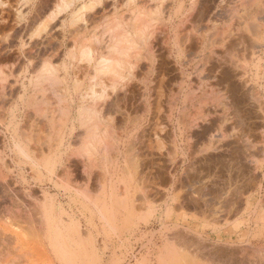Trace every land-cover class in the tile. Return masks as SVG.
I'll use <instances>...</instances> for the list:
<instances>
[{
	"label": "rangeland",
	"instance_id": "374dc122",
	"mask_svg": "<svg viewBox=\"0 0 264 264\" xmlns=\"http://www.w3.org/2000/svg\"><path fill=\"white\" fill-rule=\"evenodd\" d=\"M63 1L68 0H0V63L3 61L2 59L11 62L8 72H3L0 69V95H4L5 84L9 85V90L13 95V110L9 112L10 119L7 120L4 133L0 132V256L2 254L10 259L14 258V254L11 253L15 250L16 245V250H19V253L21 249H25L22 258L31 260V264H85L83 262L85 258H82L78 253L76 233L72 232V234L66 228L67 223L72 221L79 227L81 235L85 239L86 244L81 246L82 249L86 252H95L98 256V260L94 257L90 258L95 261L91 264H231L230 262L233 264L234 260L231 259L244 260L245 262L248 260L247 262L254 263L256 261L258 264L260 260V263L263 264L264 0H224V5L220 0H100L93 9L81 10V17L75 20L71 16L72 13L89 0H72L68 9H61L59 6ZM178 8L180 12L174 16L173 12ZM198 9L201 12L206 9L203 14L206 18L202 15L204 18L202 23H200L201 21L197 22L201 13ZM138 13L142 14V17L144 16L141 17V20L145 18L143 22L149 24L147 32L155 31L159 40L162 35L160 31L164 29L169 32L172 40L174 28L180 24V20L186 22V18L190 17L187 19L189 21L194 13L195 18L192 20L196 19L195 25L191 24L192 21L182 22L180 36L192 33V30L193 33L210 35L213 30L204 29L205 26H209V29L213 26L220 27L224 21L232 19V16H234L233 22H229L231 19L228 21L231 26L233 25L231 29L235 26H239L242 31L245 29L248 48L243 52L232 51V55L222 52L223 59H230L228 55L232 58L230 60L234 63V69L232 70V67L227 65L223 68H227V70L231 68L230 71L233 73V75L230 73L231 80L236 85H234L235 88L238 87V94L235 90L234 95L227 94L224 98L222 97L223 99L219 97V101H226L224 104L226 107L222 105L223 102L220 105L225 109L227 106L230 107V109H226V112L231 111L233 116L235 115L233 118V116L231 117L232 113L229 112L230 119L226 115L230 120V122L228 121L231 123L230 127H233L232 129L229 127L226 133L228 131L231 133L228 132L230 134L226 136L225 140L216 136L212 146L209 143L205 144L206 139H200L202 143L204 140L206 141L202 145L199 143L200 140L198 141L194 136L192 137L197 142H193L194 139L191 136H189L190 139L186 137L187 127L189 135L193 133V131L191 132L193 129L189 127L191 122H188L190 118L188 116H191L192 112L195 113V109L200 108V105L201 107L204 105L202 104L204 102L201 103L202 99H206V103H208V99L210 102L213 100L210 99L213 98L212 96L201 95V93H205L203 91L206 89L205 81L202 86L199 85L201 86L200 90L196 89L198 80L194 69L198 67L196 62L200 65L204 60L195 49L192 50L195 57H191L192 51L190 52V50L179 56V51L176 48H172V54L167 57L165 49L160 48L158 42L152 38L153 66L150 65L151 54H148L147 58L142 54L141 57L144 58H140L142 60L137 61L139 64H135L133 81L130 80V82L126 78L121 79L120 85L126 80V84L119 85V89L123 88L111 91V95H109L110 91L108 92L110 96L108 101L113 102L114 106H110L111 102L110 107L107 106V100L96 104L102 117L104 109L111 108L106 111L108 113L104 112V116L111 119L110 115L112 114L113 121L116 122L111 119L112 124H109V127L111 126L109 132L112 130V134L109 133L111 136L108 135L107 138L112 139L111 144L113 146L116 144L117 147L107 145L105 150L100 147L96 159L99 163H94V160L95 165H89L87 162L81 164V161L76 164V159L73 156L67 160V155H69L67 153H71L70 150H78L82 140L81 135H83L82 132L84 133V128L77 121V109L81 101L79 97L87 91L94 75V61L88 63V60L81 59L79 49L82 46L89 47L95 51L97 57L104 55L108 51L106 47L109 35L107 28L109 29L113 24L126 27L127 22L132 29V21ZM186 14L187 16H185ZM199 23L205 25L201 26ZM146 35L150 34L146 33ZM214 48L217 53H220L217 47ZM141 49L139 50L142 53L145 52L144 48ZM163 52L165 55L161 56L164 54ZM186 56L192 59L193 63L192 67L189 66L185 69ZM161 59L165 61L163 62ZM210 60V63H213L215 57ZM44 63H47L49 67L52 66L54 77L62 78L66 75V82L50 85L48 81L47 83L46 80L38 78L37 75H42V72L39 73V71L43 70L41 68ZM210 63L205 64V67H208ZM53 67L57 69V75H55ZM180 69L184 70L191 80L184 82L183 85L185 89L187 88L185 86L191 83L188 97L192 98L184 110V128L179 132L175 126V119L181 117L178 116L181 110L177 108V112L174 111L172 120L168 116L175 100L179 102L178 107H183L185 91L178 92L182 76ZM206 73L207 71L202 72V74ZM139 77L143 78L140 80ZM160 77L164 78V82L159 81ZM109 83L107 82V84ZM222 86L224 85L221 84L219 88ZM96 87L98 90L99 87ZM144 87L147 91L145 96H149V100L152 101L151 115L150 112L145 113L142 106L139 110L140 106L138 105H141V94L144 93ZM223 88H221L222 91H224ZM252 89L256 91L254 92ZM116 90H118V95ZM124 91L126 93L132 91V94L129 92L131 97L128 93L127 101L130 102L135 98L138 103L132 101V105L129 106L130 103L125 100L118 102L119 98L125 99ZM235 94L237 98L240 96L238 100H242V96L246 97L243 98L244 102H240V104L233 102L235 99L232 96L236 97ZM58 96L63 97V100L61 98L59 100ZM253 96L256 99H253ZM200 98L202 99L199 100ZM257 98L260 99L257 100ZM105 101L107 102L105 103ZM124 101L126 102L125 107ZM122 103L123 105H120ZM155 103H158V106ZM216 103L218 104V102ZM104 104H107L106 107ZM133 104L138 107L137 110L136 107L133 108ZM115 106L117 108L120 106L119 111ZM127 107L128 110H126ZM181 107L180 109H182ZM221 108L220 106L219 109H216L221 112ZM201 109H196L197 114ZM64 111L65 113H63ZM130 112L132 113L131 119L129 118ZM236 112L242 117L236 116ZM105 117L103 119L108 120ZM240 118L247 123L239 122ZM197 120H199L198 123H202L200 118ZM233 120L238 121L234 122ZM238 122L240 126L244 123L240 127ZM72 123H75L74 130H71ZM245 123L248 126H244ZM236 125L237 127H235ZM101 126L103 129L104 126ZM243 126L245 129L249 127V132ZM57 128L58 131H56ZM174 129L177 130L175 137ZM196 129L194 128V130ZM233 131L237 134H234ZM69 132H71L70 135ZM171 132H173V136H171L174 141H171ZM15 133L18 134L17 138L24 140L29 145L32 158L25 159L22 155V157L19 154L16 155L13 143ZM238 133V137L239 139L241 137L242 141L234 137ZM23 134L25 135L23 136ZM159 134H163V136H159ZM27 135H31L34 142L26 141L25 136ZM63 135L65 141L61 145L59 140ZM55 137L56 139H54ZM231 138L236 143L232 144ZM160 139L163 147L159 145L160 142L155 143L157 142L155 140ZM191 139H193L191 142L194 143L193 148L190 146L193 144L189 142ZM243 140L247 141L248 145L244 146L245 149L242 146V151H240V143L243 144ZM223 141L228 142L223 143ZM237 141L239 142L237 143ZM142 142L144 143L142 144ZM147 142L151 145L153 143V149L152 146L146 144ZM196 143L201 145L195 146ZM34 144L36 148L39 147L38 150L32 148ZM204 144L209 146L203 148ZM221 144L228 145H223V147L225 146L223 148ZM146 145L151 147L150 151ZM231 145V150H224L230 149ZM156 147L159 149H155ZM195 147L203 148L205 151L202 149L201 152H198ZM188 148L191 151L196 149L197 152L193 150L192 153ZM146 150L148 151L146 152ZM101 151L106 153L107 160L105 162L100 160ZM221 151L225 152L222 153V157L219 153ZM65 154L67 155L65 156ZM203 155L207 161L203 159ZM212 156L211 159L214 160L209 164L211 160L209 157ZM219 156L221 158H218ZM149 161L153 162L149 163ZM203 161L206 162L203 163ZM139 163L145 166H141ZM65 167L70 168L65 169ZM208 167H210L207 177L210 180L209 184L207 182L208 187L203 191H198L200 183L202 186V183L205 182L201 175L206 174ZM141 188L142 190H139ZM45 196L51 198L54 204V212L58 220L56 226L60 231L58 234H62V237L66 239V245L62 247L65 251L67 250L66 252L71 253L68 256L70 262H60L59 258L54 256L47 241L44 240L43 236L52 237L54 232L42 228L43 231L41 230L38 234V231L29 225V219L37 217L36 207L31 205L35 206L34 202L42 201ZM96 199L105 207L107 213L112 212L113 222L110 223V226L107 225V228L103 227L105 222L93 207L92 201ZM30 230L36 231L38 236H30L28 233ZM31 233L35 232L31 231ZM23 236L24 239H22ZM19 239L20 241H18ZM11 247L13 248L11 249ZM2 249L5 253L6 250L9 253L8 249L12 251L10 254L4 255Z\"/></svg>",
	"mask_w": 264,
	"mask_h": 264
},
{
	"label": "bare ground",
	"instance_id": "6f19581e",
	"mask_svg": "<svg viewBox=\"0 0 264 264\" xmlns=\"http://www.w3.org/2000/svg\"><path fill=\"white\" fill-rule=\"evenodd\" d=\"M100 0H89L86 4H83L80 8H78V9H76V11H74L73 13H72V17H73V19L75 20V19H77V18H80L81 17V10H87V9H93L94 8V6H95V4L96 3H98ZM168 1V0H167ZM220 1H222V3L224 2V0H220ZM72 4V0H68V1H63L62 2V4L59 6L61 9L63 8V9H68L69 8V6ZM190 4H192V2H190ZM222 5H224V3L222 4ZM226 5V4H225ZM206 6V5H205ZM218 6H219V4H218ZM217 6V7H218ZM58 7V8H59ZM226 7H227V5H226ZM226 7H225V11H226ZM59 8V9H60ZM224 8V7H223ZM222 8V9H223ZM207 9V8H206ZM206 9H205V11H206ZM202 10V9H201ZM204 10V9H203ZM203 10H202V12L198 9V11H200L199 13V15L200 16H198L199 18H197L198 20H197V22H199V21H201L200 23H202V20L204 21V18H203V14H204V12H203ZM228 10V9H227ZM194 11V10H193ZM197 11V12H198ZM209 11V10H208ZM138 12H140L139 10H138ZM179 12H180V9L178 8V9H176L174 12H173V14H174V16H177L178 14H179ZM141 13V12H140ZM192 13V12H191ZM190 13V16H192V14ZM195 13H196V11H195ZM194 13V14H195ZM232 13V12H231ZM183 14V13H182ZM194 14H193V17L192 18H195L194 17ZM203 15V16H202ZM230 15H233V14H230ZM185 16H187V14L185 15ZM196 16V15H195ZM207 16V15H206ZM142 14L140 15L139 13H138V15H136L135 16V18H134V20L132 21V26H133V28L131 29L130 28V24L129 23H127L126 22V24L125 25H127L126 27H127V29H126V27H122V26H120V25H115V24H113L112 26H110L109 27V29L107 28V32H108V42H107V45H106V47H107V50L108 51H106L105 52V54L104 55H101V56H99V57H97L96 56V53H95V51L92 49V48H89V47H80V49H79V53H80V56H81V59H85L88 63L89 62H93L94 61V75H93V77H92V83H91V85L89 86V88L87 89V91H85V92H83L82 94H81V96L79 97L80 98V103H79V106H78V109H77V121H78V123H79V125L80 126H82L83 128H84V133L82 132V134L83 135H81L82 136V140H81V142H80V145L78 146L79 148H78V150H76V151H71L70 150V152L71 153H69L67 150V154H69V155H67V154H65V156L67 155L68 156V158H67V160H69V158H70V156H73V157H75L74 159H76V164H77V162H80L81 164H85L86 162L89 164V165H91V164H93V165H95L94 163H99L98 161H96V159H97V153H98V151H99V148L100 147H102V149L104 148V150L107 148V145L108 146H112V147H117V145L116 144H114V146L111 144L112 142H111V140L112 139H110V138H107V136L108 135H110V134H112L111 133V131L112 130H110V132H109V129H111L110 127H109V124H112V122H111V119H112V121H113V118H112V114L110 115V117H111V119L108 117V118H106L104 115H105V113L104 112H106L107 110H111V108L109 109L108 107V109H104L103 107V109L105 110L104 112H103V117L100 115V111H99V109H98V104H99V102L101 103H103L104 102V100H107L108 101V99L110 100V96L109 95H111V91H114L115 89H119V87L121 86V85H123V84H126V80H124V83L123 82H121V85L119 84V82H120V80L121 79H124V78H126L127 80L129 79V81L130 80H132V79H134L135 78V73H134V68H136L135 67V64L136 63H138L137 61L140 59V58H142L143 56L144 57H149V56H147L148 54H151V59L150 58H148V59H150V65H151V67L153 66V45H152V38L154 39V41H157L158 42V44H159V46H160V48H164L165 49V51L167 52V57H169L170 56V54H172L171 53V51H172V48H176V50L177 51H179V56L182 54H184L185 52H187L188 50H190V52L193 50V49H195V50H197L200 54V56H202V58H203V62L201 61V60H199V61H201L202 63L200 64L201 66L202 65H204V66H202V68H201V66L200 65H198V63L196 62V64H197V68L196 69H194V71H195V75H196V77H197V87H196V89L198 88V90H200L199 88L204 84V81H205V86H206V89H207V91H205L206 89H203V91L205 92V93H201V95L203 94H206V96H212L213 98H210V99H213V100H211V102H210V100L208 99V103H206V99H202V98H200L199 100H201L202 99V101H201V103L202 102H204V103H202V104H204V105H202V107H201V105L199 106L200 108H196L197 110L199 109H201V111H199L198 112V114H197V110L195 109V113H193L192 112V114L191 113H188V114H191V116H188V117H190L189 119H188V117H187V119H188V122H191V124H189V127H190V129H193V130H191V132L193 131V133H190V135H189V132H187L189 129H187L186 128V132L185 133H187V135H186V137H189V136H194L198 141L200 140V139H206L207 140V142L205 143L204 141H203V143H205V144H211V146L214 144L213 143V141L215 142V139L214 138H216V136H220V139H222V140H225V138H226V136H228L231 132L230 131H228V132H230L229 134H228V132L226 133V131H227V129L231 126V123H229L230 122V118L233 116V113L231 112V111H229V112H231L232 114H231V117L229 118V116H230V114L228 115V113L226 112L227 110V108H228V106H227V108L225 109L224 107H226V105H224V104H226L225 102H223V100L221 101H219V97H225V95L227 96V94H230V96H231V94L232 95H234V92H235V90L237 91L238 90V87H237V89L235 88V84L233 83V81L231 80V74L230 73H232L230 70H231V68H230V70H227V68L226 69H224L223 67L224 66H229V67H232V70L234 69V67H233V61L231 62V60L230 59H232L231 58V56L230 55H232V51H238V52H243L244 50H246L247 48H248V46H247V34H246V32H245V29L242 31V30H240L239 28V26H235V27H233L232 29H231V27L233 26H231V23H228V21L231 19V18H229V20H226V21H224L223 22V24H222V26H220V27H217V26H213V27H211L210 29H209V26L207 27V26H205L206 28H204V29H208V30H213V32L210 34V35H204V34H199V33H197V32H195V33H193V30H192V33H189V34H187V35H182V36H184V38L183 39H181L182 38V36H180V34H179V32L181 31L180 30V28H181V26H183V23L182 22H185V21H182V19L180 20V24L179 25H177L175 28H174V31H173V39L171 40L170 38H171V35L169 34V32L166 30V29H164V30H162V31H160V33L162 34L161 35V38H160V40H159V37L157 36V35H155V31L153 32L154 33V35H152L153 33H152V31H150V32H147V28L149 27V24H148V22H143V21H145V18L143 19V20H141L142 18ZM205 17V16H204ZM228 17V16H227ZM230 17V16H229ZM233 17L234 16H232V19L229 21V22H231L232 20H234L233 19ZM178 18V17H177ZM188 18H190V17H188ZM188 18H186V22H193V23H191V24H194L195 25V22H196V19L195 20H192V18L189 20V21H187V19ZM206 18V17H205ZM179 19V18H178ZM222 19V18H221ZM228 19V18H227ZM236 19V18H235ZM236 20H238V19H236ZM140 21H142V23H140ZM185 22V23H186ZM233 22V21H232ZM138 23H139V25H138ZM199 23V24H200ZM137 24V25H136ZM207 24V23H206ZM236 24H238V23H236ZM201 25V24H200ZM203 26L205 25L204 23L202 24ZM201 25V26H202ZM239 25V24H238ZM197 26V25H196ZM196 26H194V27H196ZM131 29H129V28ZM123 28H125V29H123ZM228 29V30H227ZM197 30H199L198 28H197ZM196 30V31H197ZM228 31V32H227ZM146 33L147 34H150V35H146ZM201 33V32H200ZM248 33V32H247ZM183 34V33H182ZM185 34V33H184ZM105 36H107V35H105ZM106 38V37H105ZM181 39V40H180ZM95 40L97 41V38H95ZM159 40V41H158ZM182 41V42H181ZM106 43V42H105ZM214 47H217L218 48V50L220 51V53H217L216 52V50H215V48ZM141 48H144V50H145V52H141L139 49H141ZM142 50V49H141ZM143 50V51H144ZM141 52V53H140ZM189 52V53H190ZM222 52H224V54H230V55H228V57L230 58V59H226V58H224L223 59V53ZM162 53V52H161ZM164 53V52H163ZM188 53V54H189ZM192 53H194V51H192L191 52V54ZM143 54V56L141 57V55ZM190 54V55H191ZM235 54V53H234ZM72 55L73 56H75V54H73L72 53ZM155 55V54H154ZM165 55V53L164 54H161V56H164ZM186 55H187V53H186ZM198 55V56H199ZM188 57H189V55H187ZM187 56H186V61H185V59H184V64H185V69L187 68V67H189V66H191L192 65V63H193V60L192 59H189V58H187ZM195 57V54L193 55L192 54V56L191 57ZM226 57H227V55H225ZM143 57V58H144ZM156 57H157V55H156ZM190 57V58H191ZM215 57V61L213 62V63H210V59L211 58H214ZM227 57V58H228ZM142 58V59H143ZM142 59H140V61L142 60ZM162 60V59H161ZM178 60V59H177ZM183 60V59H182ZM195 60V59H194ZM210 60V61H209ZM163 62L165 61V60H162ZM161 61V62H162ZM172 61V60H171ZM176 63L178 62V61H175ZM260 62V61H259ZM167 63V62H166ZM200 63V62H199ZM207 63H210L209 64V66L206 68L205 67V64H207ZM45 64V65H44ZM43 64V68H41V69H43L42 71H39V73H41L42 72V75H37V77L38 78H41L42 80H46V82L48 83V84H55V83H65L66 82V79H67V76L66 75H64L62 78H57V77H54V75H53V71L51 70L52 68V66H50L49 67V65L47 66V63H44ZM139 64V63H138ZM161 64H163V63H161ZM195 64V65H196ZM137 65V64H136ZM164 65H165V63H164ZM149 66V65H148ZM162 66V65H161ZM147 67V66H146ZM192 67V66H191ZM54 69V72H56L57 71V69H55V67H53ZM154 68V67H153ZM138 70V69H137ZM180 71H181V73H182V76H181V82H180V87L178 88V92L180 93V92H182L183 90L185 91V95H184V99H183V101H182V103H183V107H181L182 109H180V107H178V104H179V102L177 101V100H175V102L173 103V105H172V107H171V111H170V114H169V116H168V118L169 119H171L172 120V116H173V114H174V111L176 110V112H177V108L179 109V110H181L179 113H178V116L180 117L179 119H182V121H179V119H175V126H177V129H178V131L180 132V130H182L183 128H184V124H185V121H184V119H183V116H184V110L188 107V103H190V101H191V98L192 97H188V95L190 94V92H189V90H190V87H191V83L189 84V86H188V84H187V86H185V87H187V88H185L184 89V82H186V81H191L190 79H189V77L187 76V73L184 71V70H181L180 69ZM204 71H207V73L206 74H202V72L204 73ZM230 71V72H229ZM157 72V71H156ZM147 73H148V71H147ZM155 73V72H154ZM186 73V74H185ZM53 75V76H52ZM55 75H57V72L55 73ZM203 75V76H202ZM232 75H233V73H232ZM242 75V74H241ZM264 75V74H263ZM59 77H60V75H58ZM154 76V75H153ZM155 76H156V74H155ZM162 76V75H161ZM44 79H43V78ZM138 77V76H137ZM136 77V78H137ZM38 78H37V80H38ZM140 78V80L143 78H141V77H139ZM36 79V78H35ZM109 80L110 81V83H109V81H106V80ZM154 79V78H153ZM205 79V80H204ZM106 81V82H105ZM133 81V80H132ZM143 81V83H144V80H142ZM153 81V80H152ZM159 81L160 82H164V78L163 77H160V79H159ZM107 82L109 83V84H107ZM131 82V81H130ZM130 82H128V83H130ZM134 82H136V81H134ZM123 83V84H122ZM224 83V84H223ZM224 85V86H222L221 88H223L224 89V91H222L221 90V88H219V86L220 85ZM58 85V84H57ZM65 85V84H64ZM76 85V84H75ZM118 85V86H117ZM120 85V86H119ZM199 85H201V86H199ZM235 85V86H234ZM96 86H98L99 88H98V90H97V87ZM131 86V85H130ZM77 87V86H76ZM126 87V86H125ZM65 88V87H64ZM121 88H123V87H121ZM120 88V89H121ZM127 88V87H126ZM254 88V87H253ZM119 89V90H120ZM128 89V88H127ZM52 90V89H51ZM124 90H125V88H124ZM253 90V89H252ZM110 91V92H109ZM125 91H127V90H125ZM124 91V92H125ZM183 91V92H184ZM254 91V90H253ZM256 91V90H255ZM254 91V92H255ZM108 92H109V95H108ZM116 92H117V95H118V90H116ZM120 92V91H119ZM130 93L132 92V91H129ZM128 92V93H129ZM144 93L143 94H141L142 95V98H141V105L139 104L138 106H140V109L139 110H141V106H142V110L146 113V112H150V115H151V113H152V111H150L151 110V105H152V101H150L149 100V96H145V94H146V89H145V87H144V91H143ZM177 92V93H178ZM221 92H222V94H221ZM126 93V92H125ZM128 93H126V96L125 95H123V96H125L124 98L125 99H121V98H119L118 100L117 99H115V100H117L118 102H119V100L121 101V100H125V101H127L126 100V97H128L127 95H128ZM130 93H129V96H130ZM132 94V93H131ZM236 94H238V91L236 92ZM235 94V95H236ZM255 94V93H254ZM115 95H116V93H115ZM116 95V96H117ZM149 95V94H148ZM240 95V94H239ZM242 95V94H241ZM244 95H245V93H244ZM253 95V94H252ZM60 96V95H59ZM58 96V98H59V100H60V98L62 99L63 97H59ZM108 96H109V98H108ZM132 96V95H131ZM130 96V97H131ZM255 97H256V94L254 95ZM253 96V99L255 98ZM258 96V95H257ZM106 97H107V99H106ZM112 97H113V94H112ZM122 97V96H121ZM135 97V96H134ZM177 97V96H176ZM185 97H187L188 99H186ZM234 99H235V101H233L232 99V101L233 102H239V104H240V102H244L243 101V98H244V96H242L243 98H242V100L240 99V100H238V98L240 97V96H238V98H237V95H236V97H234V96H232ZM231 97V98H232ZM259 97V96H258ZM116 98V97H115ZM118 98V97H117ZM139 98V99H140ZM178 98H179V96H178ZM178 98H176V99H178ZM220 98V99H221ZM222 98V99H223ZM246 98V97H245ZM244 98V99H245ZM129 99V98H128ZM131 99V98H130ZM227 99V98H226ZM256 99V98H255ZM260 99V98H259ZM258 98H257V100H259ZM63 100V99H62ZM114 100V101H115ZM187 100V102H185ZM198 100V99H197ZM228 100H229V98H228ZM107 101H105V103L107 102ZM124 101V102H125ZM133 101V103H134V101L135 102H137L136 101V99L134 98V100H130V102H129V100L127 101L128 103H130V105L129 106H131L132 104H131V102ZM138 101H140V100H138ZM254 101H256V100H254ZM78 102V101H77ZM109 102V103H108ZM107 102V104H104V106L105 105H107V106H109V104H110V102L111 101H108ZM121 102H123V101H121ZM181 102V101H180ZM198 102V101H197ZM200 102V101H199ZM216 102H218V104L216 103ZM221 102H223V104L222 105H224V107L222 106V105H220V103ZM262 102V101H261ZM260 102V103H261ZM138 103V102H137ZM217 104V106H216V104ZM242 103H241V105H242ZM97 104V105H96ZM112 104V105H111ZM111 104H110V106L112 107V106H114V104H113V102H111ZM118 105H119V103H117ZM136 104V103H135ZM135 104H133L134 106H133V108L134 107H136V110L138 109V107L135 105ZM207 104H209V105H207ZM65 105V104H64ZM120 105H123V103L122 104H120ZM125 105H126V102L124 103V107H125ZM155 105H157L158 106V103H155ZM193 105L195 106V104L193 103ZM227 105H229V104H227ZM109 106V107H110ZM198 106V105H197ZM207 106V107H206ZM221 106L222 108H224L223 110H222V108H221V112H219V111H217L218 109H219V107ZM231 106V105H230ZM240 106V105H239ZM245 106V105H244ZM100 107V106H99ZM106 107V106H105ZM120 107V106H119ZM118 107V108H119ZM115 108H117L116 106H115ZM118 108H117V110H118ZM216 108H218V109H216ZM234 109V107H231V109ZM262 108H263V105H262ZM114 109V107L112 108V110ZM125 109V108H124ZM135 109V108H134ZM228 109H230V107L228 108ZM236 109V108H235ZM126 110H128V107L126 108ZM130 110V109H129ZM178 110V111H179ZM243 110V109H242ZM115 111H116V109H115ZM119 111V110H118ZM117 111V112H118ZM131 111V110H130ZM189 111V110H188ZM192 111H193V109H192ZM203 111V112H202ZM234 111V110H233ZM114 112V111H113ZM132 112H134L135 113V111H133L132 110ZM154 112H156V110H154ZM63 113H65V111L63 112ZM102 113V112H101ZM106 113H108V112H106ZM109 113H110V111H109ZM123 113H125V112H123ZM157 113H159V112H157ZM225 113H227V114H225ZM115 114V113H114ZM131 112H130V116H129V118L131 117ZM126 115V114H125ZM156 115H158V114H156ZM226 115H228V118H227V116ZM238 115V113L236 112V116ZM246 115V114H245ZM60 116V115H59ZM235 116V115H234ZM234 116H233V118H234ZM239 117H242V116H240V115H238ZM105 117V119H108V120H104L103 118ZM114 117V116H113ZM148 117H151V116H148ZM154 117V116H153ZM239 117H237V118H239ZM132 118H133V115H132ZM147 118V117H146ZM175 118V117H174ZM200 118V122H202V123H198L197 121H199V120H197V119H199ZM232 118V119H233ZM66 119H68V117H66ZM109 119H110V121H109ZM131 119V118H130ZM149 119H151V118H149ZM149 119H148V121H149ZM153 119V118H152ZM243 119H245V118H243ZM134 120V119H133ZM236 120V119H235ZM235 120H233L234 122H237V121H235ZM60 121V120H59ZM229 121V122H228ZM242 121H245V120H241V118H240V120H239V122H242ZM58 122V121H57ZM111 122V123H110ZM113 122H116V121H113ZM174 122V121H173ZM232 122V121H231ZM233 122V123H234ZM238 122V125L240 124ZM246 122V121H245ZM59 123V122H58ZM244 123V122H243ZM243 123H242V125H243ZM247 123V122H246ZM246 123H245V125L244 126H248V125H246ZM251 123V122H250ZM105 124V125H104ZM115 124V123H114ZM114 124H113V126H114ZM124 124V123H123ZM130 124V123H129ZM174 124V123H173ZM229 124V125H228ZM237 124V123H236ZM58 125V124H57ZM61 125V124H60ZM101 125H103L104 127H103V129H102V126ZM148 125V124H147ZM170 125V124H169ZM241 125V126H242ZM174 126V125H173ZM232 126H234V124H232ZM240 126V125H239ZM240 126V127H241ZM244 126H243V128H244ZM115 127H116V125H115ZM119 127V126H118ZM121 127V126H120ZM167 127V126H166ZM192 127V128H191ZM196 129V130H194V128ZM235 127H237V125L235 126ZM58 128H60L59 126H58ZM58 128H57V130L56 131H58ZM143 128V127H142ZM231 129L233 128V127H230ZM249 128V127H248ZM247 128V129H248ZM251 128V127H250ZM75 129V123H72V127H71V130H74ZM100 129H102V130H100ZM236 129V128H235ZM235 129H233V130H235ZM245 129V128H244ZM247 129H245V130H247ZM60 130V129H59ZM173 130V129H172ZM185 130V129H184ZM249 130L250 129H248L247 131L249 132ZM56 131H55V133H56ZM70 131V130H69ZM166 131V130H165ZM238 131V130H237ZM236 131V132H237ZM173 132H174V134H173ZM173 132H171V134H170V136L173 134L174 135V137L176 136V132H177V130L176 129H174V131ZM243 132V133H242ZM241 133L242 134H244V131H242ZM246 132V131H245ZM73 133V132H72ZM110 133V134H109ZM159 133V132H158ZM157 133V134H158ZM233 133L234 134H237V133H235V131H233ZM232 133V134H233ZM247 133V132H246ZM57 134H58V132H57ZM57 134H54V135H57ZM71 134V132H69V135ZM145 134V133H144ZM169 134V133H168ZM192 134V135H191ZM227 134V135H226ZM248 134V133H247ZM25 134H23V136H24ZM53 135V136H54ZM60 135V134H59ZM142 135H143V133H142ZM146 135V134H145ZM149 135V134H148ZM148 135H147V137H148ZM160 135H162L163 136V134H159V136ZM172 135V136H173ZM246 135V134H245ZM17 136H18V134L16 135V133H15V136H14V148H15V150H16V155H22L25 159H29V158H32V155L30 154L31 153V150H30V148L28 147L29 145H27V143L24 141V140H22V139H19V138H17ZM111 136V135H110ZM154 136H156V135H154ZM170 137V138H172V140L171 141H174V139H173V137ZM232 136H234V135H232ZM239 133H238V135H235L234 137L235 138H237V140H241L242 141V138L240 137V139H239ZM240 136H241V134H240ZM27 139H26V141L27 140H32V142H34L33 141V139H32V136L31 135H27V136H25ZM31 137V138H30ZM60 137V136H59ZM233 137V138H234ZM248 137H250V136H248ZM64 138H65V136L63 135L62 136V139H60L59 141H60V144L61 145H63L64 144ZM169 138V137H168ZM193 138V137H192ZM229 137H227V139H228ZM54 139H56V137L54 138ZM118 139V138H117ZM137 139V138H136ZM146 139H148V138H146ZM156 139V138H155ZM189 139H190V137H189ZM194 139V138H193ZM193 139H191L189 142H191ZM230 139V138H229ZM228 139V140H229ZM232 139V138H231ZM80 140V139H79ZM138 141H139V139H137ZM150 141H151V139H149ZM184 140V139H183ZM219 140V139H218ZM217 140V141H218ZM234 139H232V144H234V143H236L235 141H233ZM54 141V140H53ZM143 141V140H142ZM146 141H148V140H146ZM155 141H157V142H155ZM155 141H153V142H155V143H158V142H160L161 144H159L160 146L162 145V147L164 146L163 144H162V141H161V139L160 140H155ZM230 141V140H229ZM110 142V143H109ZM188 142V141H187ZM188 142V143H189ZM193 142H197V141H195V139L193 140ZM193 142H191L193 145H191L190 143V146L192 147V146H194V143ZM220 142H222V141H220ZM225 141H223V143H224ZM228 142V141H227ZM227 142H225V143H227ZM231 142V141H230ZM234 142V143H233ZM239 141H237V143H238ZM243 144H241L240 143V145H241V147H240V149L241 148H243L244 146H246V145H248L247 144V141H245V140H243ZM58 143V142H57ZM144 142H142V144H143ZM152 143V142H151ZM178 143V142H177ZM183 143V142H182ZM199 143H202V141L200 140L199 141ZM199 143H196L195 144V146L198 144V145H201V144H199ZM203 143H202V145H203ZM70 144H72V143H70ZM146 144H149L148 142L146 143ZM205 144H204V146H205ZM58 145V144H57ZM175 145V144H174ZM197 145V146H198ZM222 145V144H221ZM223 145H228V144H223ZM223 145H222V147H223ZM229 145H230V143H229ZM238 145V144H237ZM250 145V144H249ZM33 146V145H32ZM32 146H30V147H32ZM68 146H70V145H68ZM73 146V145H72ZM140 146V145H139ZM145 146V145H144ZM143 146V147H144ZM148 146H152V149H153V143H152V145L151 144H149ZM183 146V145H182ZM207 146H209V145H207ZM207 146H205V147H203V148H207ZM236 146V145H235ZM243 146V147H242ZM59 147V146H58ZM137 147V146H136ZM141 147V146H140ZM142 147V148H143ZM146 147H147V145H146ZM177 147H178V145H177ZM189 147V146H188ZM200 147V146H199ZM201 147V148H202ZM225 147V146H224ZM223 147V148H224ZM228 147V146H227ZM231 147H232V145L230 146V149H224L225 151H227V150H231ZM237 147V146H236ZM239 147V146H238ZM33 149H36V150H38L39 149V147H35V144H34V147H32ZM51 148H52V146H51ZM150 148L151 147H147V149H149V151H150ZM161 148V147H160ZM193 148V147H192ZM191 148V149H192ZM196 148V147H195ZM202 148V149H203ZM213 149L215 148V146L214 147H212ZM229 148V147H228ZM117 149V148H116ZM155 149H159L158 147H156ZM197 150H198V152L200 151L201 152V150L202 149H198V147L196 148ZM196 149H193V150H196ZM211 149V148H210ZM217 149V148H216ZM215 149V151H217ZM244 149H245V147H244ZM244 149H243V151H244ZM51 150V149H50ZM75 150V149H74ZM140 150V149H139ZM138 150V151H139ZM144 150V149H143ZM188 150H190V148H188ZM187 150V151H188ZM192 150V151H193ZM197 150H196V152H197ZM204 151H205V149H203ZM223 150V149H222ZM248 150V149H247ZM148 150H146V152H147ZM191 150H190V152H192ZM237 152H238V150H236ZM240 151H242V149L240 150ZM246 151V150H245ZM102 152V151H101ZM155 153H156V151H155ZM193 153V152H192ZM191 153V154H192ZM194 153H195V151H194ZM207 153V152H206ZM219 153H221L220 155H221V157H222V153H225L224 151H221V152H219ZM61 154V153H60ZM102 155H101V157H100V160H102L103 162H105V160H107V156L105 155L106 153L105 152H102L101 153ZM140 154V153H139ZM142 154H143V152H142ZM141 154V155H142ZM150 154V153H149ZM148 154V155H149ZM154 154V153H153ZM157 154H160V153H157ZM207 154H209V153H207ZM207 154H205L206 156H207ZM244 154H246V153H244ZM147 155V154H146ZM145 155V156H146ZM199 155V154H198ZM209 155H211V154H209ZM213 155V154H212ZM216 155H217V153H216ZM238 155V154H237ZM236 155V156H237ZM21 156V157H22ZM151 156V155H150ZM214 156V155H213ZM213 156L212 157H209V159H211V158H213ZM218 156V155H217ZM239 156V155H238ZM160 157V156H159ZM205 156L203 155V159H205L204 158ZM208 157V156H207ZM214 157H216V156H214ZM220 156L218 157V158H221ZM240 157V156H239ZM61 158V157H60ZM202 158V157H201ZM217 158V159H218ZM65 159V161H66V157L64 158ZM77 159H78V161H77ZM153 159V158H152ZM217 159H216V161H217ZM237 159V158H236ZM239 159V158H238ZM95 160V162L93 163V161ZM154 160V159H153ZM206 160V159H205ZM212 160H214V159H211L210 161H209V164L212 162ZM73 161V160H72ZM147 161H148V159H147ZM207 161V160H206ZM206 161H203V163L204 162H206ZM84 162V163H83ZM153 161H149V163H152ZM154 162H156V161H154ZM238 162H239V160H238ZM73 163V162H72ZM74 163V164H75ZM147 163V162H146ZM240 163V162H239ZM139 164H141V163H139ZM154 164V163H153ZM152 164V165H153ZM160 164V163H159ZM199 164H200V160H199ZM71 165V164H70ZM92 165V166H93ZM105 165V164H104ZM241 166H243L242 164H240ZM75 166V165H74ZM92 166H90V167H92ZM97 166V165H96ZM141 166H145V165H142L141 164ZM140 166V167H141ZM148 166V165H147ZM149 166H151V165H149ZM158 166H160V165H158ZM207 166H209V165H207ZM77 167V166H76ZM95 167V166H94ZM126 167V166H125ZM240 167V166H239ZM244 167V166H243ZM70 168V167H69ZM69 168H66L65 167V169H69ZM96 168V167H95ZM99 168V167H98ZM127 168V167H126ZM142 168V167H141ZM144 168V167H143ZM152 168V167H151ZM155 168H157V167H155ZM159 168V167H158ZM75 169V168H74ZM84 169H85V167H84ZM83 169V170H84ZM100 169V168H99ZM150 169V168H149ZM148 169V170H149ZM159 169H161V167L159 168ZM242 169V168H241ZM62 170H63V168H62ZM147 170V171H148ZM157 170V169H156ZM155 170V171H156ZM64 171H66V170H64ZM70 171V170H69ZM68 171V172H69ZM151 171V170H150ZM153 171V170H152ZM154 171V172H155ZM160 171V170H159ZM84 172V171H83ZM86 172V171H85ZM84 172V173H85ZM127 172H128V170H127ZM136 172V171H135ZM140 172H142V171H140ZM209 172H210V167H208L207 169H206V174H202L201 175V178H203L204 180H205V182H203L202 184V186H201V183H200V190H198V191H203V190H205V189H207V187H208V185H207V182L208 181H210L207 177L209 176ZM64 173V172H63ZM73 173V172H72ZM144 173V172H143ZM153 173V172H152ZM70 174V173H69ZM137 174V173H136ZM141 174V173H140ZM146 174V173H145ZM151 174V173H150ZM65 175V174H64ZM72 175V174H71ZM91 175V174H90ZM103 175V174H102ZM66 176H67V174H66ZM86 176H87V173H86ZM145 176V175H144ZM153 176V175H152ZM68 177V176H67ZM142 177V176H141ZM201 178H200V180H201ZM144 179V178H143ZM145 180V179H144ZM249 180V179H248ZM130 181V180H129ZM208 184H209V182H208ZM145 189V188H144ZM139 190H142V188L141 189H139ZM156 190V189H155ZM195 190V189H194ZM157 191V190H156ZM128 192V191H127ZM140 192V191H139ZM264 195V194H263ZM262 195V196H263ZM142 197V196H141ZM101 198V197H100ZM125 198V197H124ZM137 198V197H136ZM98 199V198H97ZM95 200V201H92V203H93V207L95 208V210H97V213H98V215L100 216V218L105 222L104 224H105V226H103L104 228H107L106 226L107 225H109L110 226V223L111 222H113V216H112V212H108L107 213V211L105 210V207L99 202V200ZM263 199H264V196H263ZM105 200V199H104ZM103 200V201H104ZM141 200V199H140ZM262 202H263V200H261ZM91 203V202H90ZM124 203H125V201H124ZM34 204H35V206L34 205H31L30 203H29V205H31V206H33V207H36L35 208V210L37 211V217H35V218H33V217H31L29 220L30 221H28L29 222V225L30 226H32L33 227V229H36L37 231H38V234H39V232L42 230V228H43V230L44 229H47L48 231H51L52 233L54 232V235L52 236V237H47L46 235H45V237L43 236V238H44V240H46L47 241V244H48V246H50V249L52 250V252L54 253V256H56V257H58L59 258V260H60V262L62 261V262H70V260H69V258H68V256H70L71 255V253L70 252H66L65 251V249H63V245L65 246L66 244H65V241H66V239H65V237H62V234L61 235H59L58 234V232H60V231H58V227L56 226L57 225V216L55 215V208H54V204H53V202H52V200H51V198H49V197H44V199L42 200V201H40V202H37L36 203V201L34 202ZM104 204V203H103ZM263 204V203H262ZM28 205V206H29ZM29 208V207H28ZM33 209V208H32ZM17 217H19V216H17ZM66 221V220H65ZM68 221V220H67ZM27 222V223H28ZM68 224V225H67ZM66 225V228L69 230V232H74V233H76V238H78L77 239V247H78V249H79V251H78V253H79V255L82 257V258H85L84 260H83V262L85 263V264H91L92 262H95V261H92L90 258H93L94 257V259H96V260H98V256H97V254L95 253V252H86V251H84V249H82V247L81 246H84V244H86L85 243V239L82 237V235H81V231H80V229H79V227L78 226H76V225H74L73 223H72V221H70L69 223H67ZM31 228V227H30ZM63 229V228H62ZM42 230V231H43ZM59 230H60V227H59ZM67 230V231H68ZM31 231L32 232H35V233H31ZM28 233H29V235L30 236H38V234H37V232L36 231H33V230H30V231H28ZM42 233V232H41ZM73 234V233H72ZM26 236V235H25ZM41 236V235H40ZM73 237H74V235H73ZM25 237L23 236L22 237V239H24ZM16 241H17V238L15 239ZM18 241H20V239L18 240ZM17 243V242H16ZM22 243H25L24 241H22ZM13 247H11V249H12ZM16 245H15V250H13V253H11V254H14V258H12V259H10V258H7V257H4L2 254H1V256H2V258H1V256H0V264H31L30 263V261L31 260H26V259H24V258H22V257H24V256H22L23 255V250H25V249H21V251H20V253H19V250H16ZM11 249H8L9 250V253H7V250H6V253H5V251H4V249H2L3 251H2V253L4 254V255H7V254H10V251H12ZM225 251V250H224ZM1 252V251H0ZM248 252V251H247ZM24 253H26V252H24ZM70 253V254H69ZM224 253V252H223ZM229 253V252H228ZM248 254V253H247ZM254 254V253H253ZM249 255H250V253H249ZM11 256V255H10ZM26 256V255H25ZM253 256V255H252ZM161 257V256H160ZM226 258V257H225ZM27 259H28V256H27ZM87 259V260H86ZM230 259V258H229ZM232 261H233V264H245L248 260H246V262L244 261V260H238V261H236L235 259H231ZM257 260V259H256ZM32 262V261H31ZM97 262V261H96ZM229 262V261H228ZM259 262V264H261L260 263V260L258 261ZM263 262H264V260H263ZM231 264H232V262H230ZM250 264V263H252V264H258V263H256V261H255V263L254 262H247V264ZM264 264V263H263Z\"/></svg>",
	"mask_w": 264,
	"mask_h": 264
},
{
	"label": "crops",
	"instance_id": "0c3cea01",
	"mask_svg": "<svg viewBox=\"0 0 264 264\" xmlns=\"http://www.w3.org/2000/svg\"><path fill=\"white\" fill-rule=\"evenodd\" d=\"M0 63V69L3 72H8L10 70L11 62L2 59ZM10 87L8 84H5L4 95H0V132L4 133L5 128L7 127V120L10 119V110H13V95L12 91L9 90ZM10 91V93H9ZM12 108V109H11Z\"/></svg>",
	"mask_w": 264,
	"mask_h": 264
}]
</instances>
